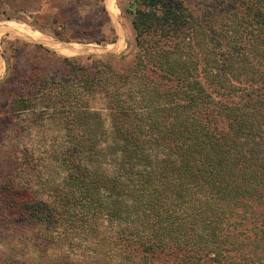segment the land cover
<instances>
[{
	"label": "trees",
	"instance_id": "16d2710c",
	"mask_svg": "<svg viewBox=\"0 0 264 264\" xmlns=\"http://www.w3.org/2000/svg\"><path fill=\"white\" fill-rule=\"evenodd\" d=\"M102 2L95 29L69 26L76 1L62 23L17 20L106 45ZM118 4L130 54L5 50L20 163L0 180L3 235L32 259L4 263L264 264V0ZM33 129L41 151L21 145Z\"/></svg>",
	"mask_w": 264,
	"mask_h": 264
},
{
	"label": "rangeland",
	"instance_id": "374dc122",
	"mask_svg": "<svg viewBox=\"0 0 264 264\" xmlns=\"http://www.w3.org/2000/svg\"><path fill=\"white\" fill-rule=\"evenodd\" d=\"M69 1H76L80 2L79 9L75 8V14H73L72 19L69 21V26L70 27H77V17L82 19L83 21L81 24H88L91 23L90 21H94L93 27L99 28L98 25L101 24V20H99L96 17V10H99V5L102 2V0H0V22L1 25L2 23H5L4 20L6 21L7 17L10 16L13 18V20H17L18 17H25L29 21L33 22L34 20H37V22H40L41 24L46 23V25H50L52 21L55 19H58L59 23L64 22V16H65V6L69 3ZM119 0H104V5L106 7L108 16L110 18V22L106 23L103 25V31H105V35L111 36L110 34V29L111 27L115 29V32L117 34V37L120 39L118 44L113 45H102L98 44L95 42H83L86 44L85 47H89L91 53L88 54H79L77 56H88L90 54H95V55H103L105 54L102 51L104 49H109V50H116V53L123 52L130 54L133 49H134V43H135V33L134 29L131 24V19L128 16H125L118 4ZM124 1V0H121ZM30 5V7H29ZM28 8L27 12L21 13L20 10L22 8ZM69 7L67 6V9ZM4 11H7L4 13ZM86 17L90 18L89 20L85 21L87 19ZM12 20V21H13ZM9 21L6 22V24L10 25L11 27H14L16 29H19L20 31L34 37V38H43L47 39L41 32L39 31H34L30 30L27 27H25V23L22 25L21 23H15V21ZM19 21V20H18ZM24 21V20H22ZM74 29V28H73ZM69 31V30H68ZM67 31V32H68ZM108 31V34H107ZM69 33V32H68ZM67 33V34H68ZM71 37H77V31H71L69 33ZM13 37L7 39V41L4 43L3 48H4V53L5 50L7 55L9 54V49L11 47V41ZM71 42H76V41H71ZM25 43H29L33 45L34 43L29 42L27 40H19L16 42V45H18L21 48V51L25 53L24 45ZM82 43V42H81ZM25 46L29 49H31L32 46ZM35 45V44H34ZM55 48L59 49L63 54L62 56H76L73 51H71L69 48H67L66 45L64 47L60 45H54ZM77 49H81L80 45H75ZM1 49V48H0ZM33 55H40L39 50H33L32 52ZM61 55V54H60ZM11 57V55H10ZM48 59H51V62L57 63L59 61L58 58L55 56H47ZM10 66H14L15 63L16 65L19 66L16 68V71L18 70H23L24 67V57L21 56V59L19 58H11L9 60ZM5 63L8 67V61L5 57ZM5 79V78H3ZM2 79V80H3ZM2 80H0V180L3 177V173L5 172L6 169L11 168L13 169V173L15 176L17 171L14 172L16 169L17 163H20V159L18 156L15 155H10L6 157L7 154H9V151L14 147H17L19 140H17L15 137L16 135L14 134V129H15V123L14 120L11 119L10 117V111H9V105L7 102V94L3 91V84ZM18 126V122L16 127ZM49 129L44 130L43 132L39 131H33L29 133H26V137L22 138L21 145L23 144L25 148L32 147L31 152L35 149H39V151L42 150L43 146L42 144H45L43 142H47V135H49L50 132H48ZM46 134V135H45ZM53 135V133H52ZM46 139H45V138ZM43 141V142H41ZM27 145V146H26ZM0 190H1V185H0ZM8 233L3 230V224H2V210L0 207V264H5V260L11 259L15 260L16 263H29L31 261L32 256H27V254H18L17 251L21 247L22 244H20L18 241L15 239H9L6 238L3 234ZM9 235V234H8ZM7 235V236H8ZM23 252V251H21ZM26 252V251H25ZM13 262V261H12ZM11 262V263H12ZM15 263V262H14ZM7 264H10L9 262Z\"/></svg>",
	"mask_w": 264,
	"mask_h": 264
},
{
	"label": "crops",
	"instance_id": "0c3cea01",
	"mask_svg": "<svg viewBox=\"0 0 264 264\" xmlns=\"http://www.w3.org/2000/svg\"><path fill=\"white\" fill-rule=\"evenodd\" d=\"M12 20L13 19H8L7 18L6 21L4 20L5 23H2V25H1V22H0V48H1L0 49V80H2L3 78H5L7 76L8 68H7V65L5 63V56L3 54L4 53L3 45L7 41V39H9L11 37H13L12 40H17V39H19V40L20 39L21 40L22 39L23 40H27L29 42L34 43L35 45H42V46H44L46 48H49L50 50L55 51L58 54H61V55L63 54L59 49L54 47V45H60V46L64 47V43H63L62 40L52 36L51 34L45 32V31H42L40 29H37V28L33 27L31 24H29L26 21L13 20V21H15V23H18V24L21 23L23 25L25 23L26 24L25 27H27L28 29L34 30V31H39L45 37H47V39L34 38V37L22 32V31H20L19 29H16V28L11 27L10 25L6 24V22H9V21H12ZM117 41H118V37H117L116 42L113 43V45L117 44ZM73 43H74V47H75V45H80L81 49H77L76 47L74 48V49H76L78 51L79 50H83L84 47L86 46L85 43H81V42H73ZM110 44H112V43H110ZM106 45H109V44H106ZM73 52H74V54L76 53L75 51H73ZM116 52L117 51L111 52V53H116ZM119 53H123V52L121 51ZM75 55L77 56V55H79V53H76Z\"/></svg>",
	"mask_w": 264,
	"mask_h": 264
},
{
	"label": "water",
	"instance_id": "95a60500",
	"mask_svg": "<svg viewBox=\"0 0 264 264\" xmlns=\"http://www.w3.org/2000/svg\"><path fill=\"white\" fill-rule=\"evenodd\" d=\"M119 40L120 39L118 38L117 44L119 43ZM62 41H63L64 45H66L68 48H70L72 51H75L76 53H79V54H88V53H91L90 48L88 46L87 47H84L83 50H79L78 51V50L74 49L75 47H74V43L73 42H71V41H64V40H62ZM115 51L116 50L104 49L102 51V54H103V52L105 54H107V53H111V52H115Z\"/></svg>",
	"mask_w": 264,
	"mask_h": 264
}]
</instances>
